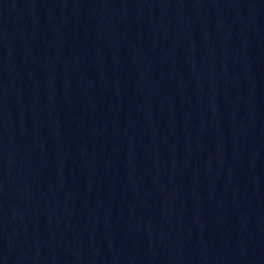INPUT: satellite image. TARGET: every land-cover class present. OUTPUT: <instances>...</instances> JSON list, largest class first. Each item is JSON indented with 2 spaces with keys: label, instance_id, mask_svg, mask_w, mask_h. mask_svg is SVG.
<instances>
[{
  "label": "water",
  "instance_id": "obj_1",
  "mask_svg": "<svg viewBox=\"0 0 264 264\" xmlns=\"http://www.w3.org/2000/svg\"><path fill=\"white\" fill-rule=\"evenodd\" d=\"M0 264H264V0H0Z\"/></svg>",
  "mask_w": 264,
  "mask_h": 264
}]
</instances>
